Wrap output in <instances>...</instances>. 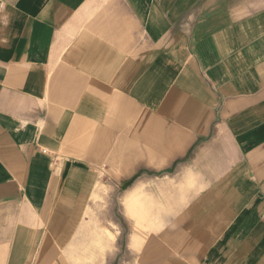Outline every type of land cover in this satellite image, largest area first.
<instances>
[{"label": "crops", "instance_id": "0c3cea01", "mask_svg": "<svg viewBox=\"0 0 264 264\" xmlns=\"http://www.w3.org/2000/svg\"><path fill=\"white\" fill-rule=\"evenodd\" d=\"M104 176L170 209L139 264H264V0H0V264Z\"/></svg>", "mask_w": 264, "mask_h": 264}, {"label": "rangeland", "instance_id": "374dc122", "mask_svg": "<svg viewBox=\"0 0 264 264\" xmlns=\"http://www.w3.org/2000/svg\"><path fill=\"white\" fill-rule=\"evenodd\" d=\"M109 163L115 168L113 172L119 171V159ZM103 178L113 190H107L99 179L89 206L75 209L72 222L65 221L70 209H57L59 221L55 229L60 234L47 228L44 248L30 264H37L38 261L39 264L140 263V257H133L126 249L128 238L135 236L137 240L135 237L133 240L137 241L139 248L140 243L147 242L150 233L159 231L164 225L170 209L157 207L142 194L135 199L132 194L128 201L123 202L122 196L126 192L118 190L120 179Z\"/></svg>", "mask_w": 264, "mask_h": 264}]
</instances>
